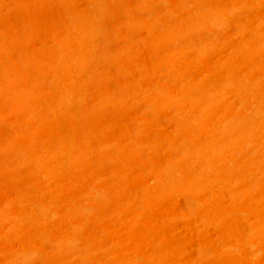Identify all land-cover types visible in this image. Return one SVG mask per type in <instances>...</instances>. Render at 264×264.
<instances>
[{
  "label": "bare ground",
  "instance_id": "bare-ground-1",
  "mask_svg": "<svg viewBox=\"0 0 264 264\" xmlns=\"http://www.w3.org/2000/svg\"><path fill=\"white\" fill-rule=\"evenodd\" d=\"M0 264H264V0H0Z\"/></svg>",
  "mask_w": 264,
  "mask_h": 264
}]
</instances>
